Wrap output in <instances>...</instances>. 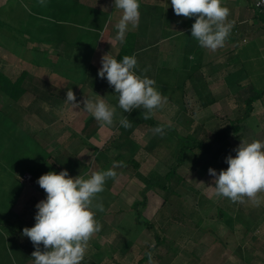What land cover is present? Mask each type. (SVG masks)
<instances>
[{
    "label": "rangeland",
    "instance_id": "obj_1",
    "mask_svg": "<svg viewBox=\"0 0 264 264\" xmlns=\"http://www.w3.org/2000/svg\"><path fill=\"white\" fill-rule=\"evenodd\" d=\"M87 2V0H8L0 4V59L1 63L11 62L8 66L3 65L5 66L3 71L10 78L15 79L22 70L28 69L31 74L52 80L67 91L71 88L75 93L76 103L80 104V108H74L64 99L58 106H50L41 97L35 98L31 95L24 96L16 102L0 90V155L6 157L3 159L5 161L0 162V170L3 164L9 163L6 160L7 148L9 149L8 160L10 154L18 156L13 166L5 168L8 169L9 175L13 172L12 177L16 176L17 170L21 172L28 167L31 168V164H39L44 157H47L48 162L49 154L42 150L33 138L30 140V150L24 149L27 135L25 133L22 135L18 128H13L12 135L5 134L6 123H9L7 114H31L29 119L32 126L42 125V119L35 115L42 114L48 131L47 137L43 140L48 143V147L54 148L53 144H58V147L64 148V152L70 150L69 153L76 146L87 148L86 153L82 152L79 157L87 161L80 159V164L84 166L82 169H85H81L82 172L77 174L79 168H74V171L68 172L70 177L81 175L88 178L93 172L108 169H113L117 173L115 178L106 181L104 191L98 194L94 203H102L104 210L95 209L96 213L116 226L118 217L122 216H119L117 211L105 215V208L114 195L118 196L115 207L127 213L123 223L120 222L117 227L119 230L117 233L121 231V234L117 236L119 239L129 238L124 248H127L126 245L129 246L131 242H137L139 234H142L144 244L145 241L151 240L154 244L156 241L159 243L155 246L157 249L152 256L154 264H171L167 262L166 252L163 250V246L168 242L178 243V253L184 254L183 256L190 258L194 255L201 256L200 262L194 257L190 264H264V193L260 196L261 203L258 206L247 200L239 203L225 197H218L214 195L212 188L215 178L208 171L209 168L214 169L218 175L221 170H226L228 167L226 158L235 157V149L242 140L264 142V98L254 102L251 115L240 123V131L232 130L230 136L222 141L214 142L212 148L206 152L187 151L184 154L185 161L179 166L176 158L180 147L177 133L194 134L202 142L210 143L216 132L228 127L231 121H236L244 113L246 106L243 99L247 96V87L254 85L257 88H264V72L259 69V63L247 65V55L244 54L245 57L241 56V59L245 66L240 65L241 69L233 72V77L229 76L228 79L225 74H231L223 71L224 69L209 73V70L200 71L196 68L197 66H193L198 61L197 56L200 52L198 51L190 59L193 65H187L189 68H194V71L182 69L149 71L151 79H154L156 74L155 87L167 97V102L162 108L156 109L150 118L158 125L143 122L135 130L132 137L133 146H136L135 153L126 143L123 144V148L120 146L115 148L114 145L108 148L114 138L115 144L122 142L120 141L122 139L117 138L119 128L122 127L119 121L121 117L128 118V114L118 106V94L110 92L108 95L104 94L103 99L115 109L114 124L104 126V130L94 138L95 145L102 147L96 150L93 146H87L88 142L82 146L80 131L90 113L83 109L82 101L87 96L76 92L78 89L74 81L77 82V79L71 76L82 75V78L85 72L78 69H64L62 65L52 61L54 57L47 58L45 64L44 56L41 53L38 54V47H41L42 51L46 50L49 46H44V42H52L51 47L55 48L61 45L58 51H64L65 56L72 59L84 55L85 64L91 62V55L93 57L99 55L101 50L97 47L98 37L95 31L89 30V34L80 37L79 43L82 41L89 43V49L86 44H83L79 47L82 49L77 52V48L70 45L74 39L72 32L76 29L82 30L79 24L88 25L89 19L95 22L101 15L99 12L93 14L90 9L83 7ZM77 11L78 16H76ZM248 12L253 15L254 8L246 10L244 14ZM95 26L98 27L99 24L96 23ZM254 40L256 41L252 45L264 42V34L262 36L256 34ZM191 51L196 52V48ZM229 58L230 56H225L221 58V62ZM92 65L95 68H98L97 65L101 66L99 63L96 65L92 63ZM257 69L259 71H254ZM214 74L219 76L216 78ZM157 75H159L158 79ZM213 97L216 98L215 102L212 101L207 106L203 105L204 100L213 99ZM139 110L145 111L142 108ZM129 115L136 120L142 118L141 114ZM157 126L163 127V134H154L153 129ZM54 127L61 133L56 141H52L48 134ZM11 138L14 140L12 141ZM7 140L10 143L8 147L5 146ZM50 150L55 151V149ZM131 156L135 159L134 163L129 161ZM73 160L74 155L67 157L64 154V159L59 160L62 171L66 170L65 164L74 162ZM121 161L124 162L123 165L118 163ZM173 166H177V175L181 176L179 180L175 178L173 181V188L178 195H173L171 200L165 201L163 193L153 189L147 192L146 205L139 204L134 207V203L143 199L145 179L152 174L163 173ZM48 172H50L48 167L41 166L40 175ZM0 179L4 180L0 184V191L4 192V194L0 192V202L4 198L5 206L9 201L11 207L15 204L18 208L19 205L23 206L22 203L26 198H30L33 194L39 193L37 197H43L41 194H45L38 184L37 176L32 183H20L16 177L13 184L6 182V177H0ZM108 189L111 190L112 195ZM10 198H12L11 201ZM1 205L0 203V211L3 210ZM1 218L0 216V220ZM231 219L233 222L229 224L228 220ZM248 221L251 225L249 229H246L245 225ZM0 225L2 226L3 223L0 222ZM156 234H158L157 237ZM6 238L7 236L0 235V264L13 262V258L7 252L10 248L7 246L9 243ZM119 239L118 245L115 244L112 249L110 248L112 251L110 255L115 257H120L119 246L122 240ZM95 243L98 245V240ZM145 248L143 246V249ZM128 249L130 250V247ZM105 254V250L99 249L95 255L99 258ZM126 256L127 259L132 258L129 264L135 263L132 251ZM150 262L151 259L145 264H152Z\"/></svg>",
    "mask_w": 264,
    "mask_h": 264
},
{
    "label": "crops",
    "instance_id": "obj_2",
    "mask_svg": "<svg viewBox=\"0 0 264 264\" xmlns=\"http://www.w3.org/2000/svg\"><path fill=\"white\" fill-rule=\"evenodd\" d=\"M4 1L8 0H0V4H3ZM85 6L88 9H90L93 14H97L99 12L100 17L97 21L94 22V20L89 19L88 25L79 24V28L82 30H74L72 34H74V39L70 43L71 46H75V49L77 48V52L79 51V40L81 35L85 36L87 33L89 34V30L95 31L96 35L98 37V45L97 47L100 48L101 52L99 55H91L92 59L91 62L96 64H100L101 66H98L96 68L99 70L102 67L101 64V58L105 54H110L117 58L124 42L127 37V34L131 32L138 33V36L141 38V40L144 38L147 42V46L144 49H141L138 54H142L143 51L147 53L146 55H151V60H148L146 62L144 67L145 69H148L150 71H165V70H187V71H194V68L187 67L190 65H193L190 62V59L192 58L193 54L197 53V62L193 66H197L196 68L200 69V71H203L204 69L209 70V73L216 72V71H228L227 73H230L231 75L225 74V77L227 76L229 79V76L233 77L232 73L239 71L241 66H245L244 61L241 59V56L245 57L244 54L247 55L246 64L250 65L253 63H259L260 66L259 69L264 72V42L258 44V45H252L256 40H254V37L256 34L263 35L264 34V17H261L257 14H244L249 10H253L254 0H223L224 6H227L230 9V16L229 20H234L235 24L234 27L230 33L229 38L226 40L224 46L222 48L217 49L216 51H211L206 48H202L199 46L198 41L191 36V26L195 22V17L192 18H184L183 16H177L175 15L173 8L171 6V0H139L140 3V20L139 25L136 28H132L131 25H129L128 31L125 34L124 41L121 43L120 41H117L115 39V36L117 35V29L115 25L118 23L119 19L121 18L122 12L119 9H116L114 7V0H87ZM246 1V2H243ZM84 4V3H83ZM44 7V6H42ZM109 15V17H107ZM78 16V11L77 15ZM89 17V16H88ZM92 18V17H90ZM108 18H110V21H108ZM258 20V21H256ZM96 23L99 24L98 27H96ZM85 30V31H84ZM78 31V32H77ZM183 33V34H181ZM79 36V38H77ZM62 40V39H61ZM84 40V39H83ZM51 43L44 42V46L46 47V50L41 49V47H38V54L41 53L42 56H44V63L46 64L47 58L54 57L52 61L57 64L62 65L64 69L68 70H77L83 72L85 70V67L83 66L84 55H80L79 57L76 56L75 59L68 58L65 56L64 51H58L60 46H57L56 48L54 46L51 47ZM47 44V45H46ZM193 45L195 47H193ZM41 46V45H40ZM86 47L89 49V43H86ZM196 52H192L191 49H195ZM44 53V55L42 54ZM225 56H230V58L227 61L221 62V58ZM148 57V56H146ZM261 59V60H259ZM82 60V61H80ZM89 62V63H91ZM96 62V63H95ZM11 62L4 61L1 63L0 59V70L3 71L5 69V66H8ZM88 64V63H87ZM5 65V66H3ZM151 65V67H149ZM154 65V66H152ZM209 67V68H207ZM8 68V67H7ZM6 68V69H7ZM244 68V67H243ZM254 71H259L254 70ZM4 72V71H3ZM171 72V71H170ZM5 73V72H4ZM7 76H9L7 73H5ZM235 74V73H234ZM81 75V74H80ZM156 75V74H155ZM69 76V75H68ZM82 76V75H81ZM76 75L71 76L73 79H77V82L74 81V84L76 85V92L81 93L82 96L86 95L87 97H95L96 94L100 95L101 97L105 98L101 92H97L93 85L89 83H84L83 77ZM216 78L219 76L218 74H214ZM10 77V76H9ZM82 79V80H80ZM79 81V82H78ZM237 81V80H236ZM157 82V80H156ZM109 94V93H108ZM107 94V95H108ZM110 97V96H109ZM216 101V98L213 97V102ZM127 114V113H126ZM9 116L8 121L6 123V132L7 135L13 134V128H18V130L21 131L22 135L24 133L27 135V143L24 145V149L30 150L31 144L30 140L33 138V141H37V145L42 148V150H45L46 153L50 155L49 160L47 162V157L42 160H40L39 164H31V168L28 167L27 169L17 170L16 176H13V172L8 174V169H5L7 167L13 166L15 164L16 159L18 156H11L9 157V149H6V156L7 161L9 163H5L2 165V168L0 170V177H6V182L9 184H13L15 177L16 180L20 183L27 182L32 183L34 179L37 177H40L39 174L41 166H46L49 168V171H54L56 173H59L62 171L61 165L59 163V160L64 159V154L66 156L71 157L74 155V160L78 162L80 166H82L80 163L81 161L87 162L83 160L80 154L83 152V154L86 153L87 148L82 147L79 148L78 146L74 147V150L70 152V150L64 152V148L58 147V144H53L52 147H48V143L43 140L47 137V129H46V120L43 118L42 114H35L38 115L42 119V125L40 126H32L30 123L29 116L31 114H7ZM81 115V114H80ZM89 117L86 118V122L93 117L91 114ZM29 119V122H28ZM11 124V127L9 125ZM86 124V123H85ZM85 125L82 127V132L80 135L81 144L87 146H93L95 148H99L102 146H96L94 143V138L99 135L101 131L104 130V126L100 127L98 131L88 137L84 135L83 129ZM43 133V134H42ZM49 138L53 141H56L58 137H60V132L58 128L54 127L51 128L49 131ZM42 138V139H41ZM12 140V138H11ZM14 140V138H13ZM12 140V141H13ZM24 141V139H22ZM43 140V141H42ZM90 142H89V141ZM90 144V145H89ZM10 143L8 140L5 142V146L8 147ZM57 145V147H56ZM69 148V147H67ZM50 149H55V151H51ZM1 152V151H0ZM78 152V153H77ZM75 153H77V156H75ZM71 155V156H70ZM6 157H3L0 155V162L5 161L3 160ZM25 159V156H23ZM14 160V163H13ZM54 160V161H53ZM72 160V159H71ZM30 173L32 174V179L30 181H27L24 179V175ZM4 180L0 179V184L3 183ZM109 193L112 195L113 193L111 190H109ZM2 194L4 192L0 191ZM40 194H33L30 198H26V200L22 203L23 206H18L14 204L13 207H11L10 202L8 201V204H4V198L0 202L3 206V210L0 211V216L2 217L0 222L3 223V225H0V235L7 236L6 239L9 243L7 246L10 248L7 250L8 255L13 258L12 264H34V259L32 258L31 254L33 251H35V246L30 241V239L23 235V229L25 227L31 228L35 225V215L38 211L36 208V205L41 201L46 199V193L41 194L43 197H37ZM118 199V196L114 195L112 197V200L109 202L107 207L105 208L106 213L105 215H108V213H113L115 211L118 212L117 225L115 226L111 222L108 223L107 220H104L100 215L96 213V220L100 223L101 230L97 232L89 241L88 248L86 251V254L84 256V259L82 261V264H106L109 262H112L113 264H129L132 261V258H126L127 254L132 251L134 253V264H145L147 260L151 259L152 263V256L153 252L157 249L155 246H158L159 243L156 241L150 242L145 241L143 235L139 234V239L137 242L130 243V245H126L127 248H124V244L127 243V240L129 238L125 237L119 239L117 236L121 234V231L117 233L119 230L117 229L118 225L123 223L125 214H127L125 211H122L121 209H118L115 207V202ZM12 198H10V201ZM123 218V219H121ZM122 220V221H121ZM110 221V220H109ZM3 226L7 227L4 228ZM249 229V227L247 228ZM158 234H156L157 237ZM124 237V236H123ZM122 240V244L120 247V257H115L110 255V248L112 249L115 244L118 245L117 240ZM157 239V238H156ZM98 240V245H96L95 241ZM129 241V240H128ZM177 241V240H176ZM143 246L146 248L143 249ZM178 243H172L168 242L163 246V250L166 252L167 262H171V264H190V262H193L192 259L197 258L196 261H201V256L194 255L192 258L183 256L184 254L178 253ZM130 247V250L128 249ZM7 248V249H8ZM41 250L43 251V245H40ZM102 249L105 250L106 254L105 256H100L99 258H96V251ZM116 252V251H115ZM184 252V249H183ZM137 257V259H136ZM195 257V258H194ZM109 261V262H108ZM16 262V263H15ZM154 262V261H153ZM195 262V261H194ZM155 263V262H154ZM152 263V264H154ZM196 263V262H195ZM169 264V263H168ZM197 264V263H196Z\"/></svg>",
    "mask_w": 264,
    "mask_h": 264
},
{
    "label": "clouds",
    "instance_id": "obj_3",
    "mask_svg": "<svg viewBox=\"0 0 264 264\" xmlns=\"http://www.w3.org/2000/svg\"><path fill=\"white\" fill-rule=\"evenodd\" d=\"M171 6L177 16L196 18L191 26V36L199 46L211 51L224 46L235 24L234 20L228 19L230 9L224 6L223 0H171ZM114 7L122 12L115 25V39L122 43L129 25L132 28L139 25L140 3L139 0H114ZM101 64L98 75L114 87L118 93V106L124 112L142 108L145 111L141 115L147 120L167 102L153 79L136 73L138 61L135 55H125L118 60L105 54ZM66 101L74 108H80L71 88L66 93ZM82 103L84 111L102 127L114 124L115 109L100 95L85 97ZM119 122L124 128L131 127L127 116L121 117ZM163 131L162 126L153 129L154 134H163ZM235 152V157L226 158L228 167L218 175L209 168V174L215 178L213 193L232 202L247 200L258 206L264 193V142L242 140ZM118 163L123 165L124 162ZM116 175L113 169H108L93 172L88 178L70 177L68 171L63 170L58 174L50 171L39 177L38 184L45 191L46 199L36 205L35 225L23 229V235L35 246L31 254L34 264H82L89 241L102 227L96 220L95 209L103 211V205L94 201L104 191L106 181Z\"/></svg>",
    "mask_w": 264,
    "mask_h": 264
},
{
    "label": "trees",
    "instance_id": "obj_4",
    "mask_svg": "<svg viewBox=\"0 0 264 264\" xmlns=\"http://www.w3.org/2000/svg\"><path fill=\"white\" fill-rule=\"evenodd\" d=\"M253 1V0H251ZM65 6V5H63ZM254 8L255 14L264 17V13L260 12L256 7H255V0H254V5L252 6ZM108 17V16H107ZM64 40V39H62ZM86 43H83V41L79 44L83 45ZM147 42L143 38L138 36V33L135 32H129L127 34V37L125 39V42L117 56V59L120 60L123 58L125 55H135L138 61L137 68L135 69L136 73L138 75L147 76L148 78L151 79L150 76V70L145 69L144 67L146 62L148 60H151V55H146L143 51L142 54H138V52L141 49L146 48ZM84 49V48H83ZM148 56V57H146ZM82 61V60H80ZM83 66L85 67V75H83V80L84 83H89L93 85L94 89L97 92H101V94L107 95L109 92L113 94H118L115 93V89L112 86H109L107 79L106 78H100L98 75V71L95 66L92 65V63L85 64V61L83 62ZM159 78V75H157V79ZM156 79V75H154V79ZM247 96L243 99L245 103V111L240 115L236 121H231V124L226 127L222 128L218 132H216V135L213 139L212 142L210 143H205L199 140L194 134H186L183 135L181 133H177V138L180 142V147L178 149V154L176 156L178 160V166L181 165L184 161V154H186L187 151L191 153H195V151L200 150L202 152H206L209 149L212 148V145L214 142L222 141L223 139H226L228 136H230V133L232 130L235 132L240 131V123L243 122L246 118H248L253 109H254V102L257 100H261L264 98V88H257L254 85H250L247 87ZM0 90H2L5 94H7L11 99H13L16 102H19L21 98L27 95H31L32 97L35 98H42L46 103H48L50 106H58L64 99H66V93L67 90H65L64 87L57 85L54 83L52 80H48L47 78H41L37 77L33 74L30 73L28 69L22 70L21 73L15 78L12 79L9 76H7L2 70H0ZM103 94V95H104ZM213 99L207 98L206 100L203 101V105L207 106L210 103H212ZM142 111L139 109H134L128 114L129 121L131 122V127L129 128H124L121 127L119 128L120 132L119 135L117 136L118 139H122L115 144V138L114 140L108 145V148L112 147L113 145L117 147L120 146V148H123V144L126 143L127 145H130L132 150L135 153L136 151V146H133V141L132 137L134 136L135 130L140 127V125L143 122H149L153 123L154 125H158V123L147 119L148 121H145L143 117L141 120H136V118H133L129 114H141ZM101 127V124L95 120L94 117H91L85 124V127L83 129L84 135L90 137L94 135L98 129ZM126 146V145H125ZM97 150V148H96ZM50 156V155H49ZM74 162H68L66 163V170L68 172L74 171L73 169L78 167L79 169L77 170V174L79 172H82V169L84 166H80L76 160H73ZM130 162H135V159L133 156L129 158ZM70 163H73V165H70ZM137 164V163H136ZM82 169V170H81ZM177 166H173L170 169L165 170L163 173L159 172L156 174H152L149 178L145 179V187L142 191L143 193V199L140 201H137L134 203V207L138 206L139 204L146 205V199H147V192L150 190H159L163 193V198L165 201L171 200L172 196H177L178 192L174 190L173 188V181L176 178L179 180L181 177L180 175H177ZM177 194V195H176ZM250 221V220H249ZM249 221L246 223L245 228L247 229L249 225ZM233 220H228V223L231 224Z\"/></svg>",
    "mask_w": 264,
    "mask_h": 264
},
{
    "label": "built area",
    "instance_id": "obj_5",
    "mask_svg": "<svg viewBox=\"0 0 264 264\" xmlns=\"http://www.w3.org/2000/svg\"><path fill=\"white\" fill-rule=\"evenodd\" d=\"M255 7L262 13H264V0H255ZM24 179L30 181L32 179V174L27 173L24 175Z\"/></svg>",
    "mask_w": 264,
    "mask_h": 264
}]
</instances>
